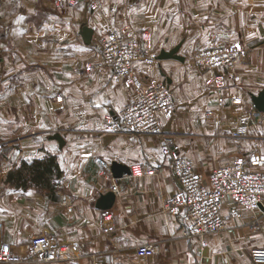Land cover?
I'll list each match as a JSON object with an SVG mask.
<instances>
[{
    "label": "crops",
    "instance_id": "crops-1",
    "mask_svg": "<svg viewBox=\"0 0 264 264\" xmlns=\"http://www.w3.org/2000/svg\"><path fill=\"white\" fill-rule=\"evenodd\" d=\"M91 3L79 0L58 10L51 0H0V240L23 252L31 235L52 233L79 247L82 264H255L251 249L264 245V210L250 212L225 200L224 229L208 235L204 246L187 238L181 215L163 209L177 181L161 153L160 136L107 130L110 116L134 101L135 92L109 67L87 72L84 64L99 57L98 39L111 27H149L154 52L180 43L177 53L184 57L135 64L141 77L169 85L175 112L162 130L182 154L198 171L250 152L264 154L263 113L251 97L264 89V0H94L96 8ZM82 24L92 28L89 43L80 34ZM228 42L248 47L249 56L232 71L237 81L227 77L223 87L214 88L206 83L210 71L194 64L193 52ZM252 111L258 115L249 118L248 131L232 136ZM48 154L60 177L26 187L8 181L7 173L23 160ZM96 157L109 167L113 161L146 162L158 173L105 176ZM108 191L114 193L108 209L115 229L103 234L96 200ZM252 216L256 228L249 224ZM144 243L154 244L152 255L136 254Z\"/></svg>",
    "mask_w": 264,
    "mask_h": 264
},
{
    "label": "built area",
    "instance_id": "built-area-1",
    "mask_svg": "<svg viewBox=\"0 0 264 264\" xmlns=\"http://www.w3.org/2000/svg\"><path fill=\"white\" fill-rule=\"evenodd\" d=\"M52 1L58 10H62L75 5L79 0ZM91 2L94 3V0ZM98 44L99 58L87 63L86 69L94 71L103 66L109 67L124 87L132 89L137 96L134 101L127 102L115 110L109 118L107 130L113 133H127L130 136H160L161 153L168 159L177 181V188L164 198L163 209L181 215L186 228L185 236L196 238L200 246H204L208 235L224 229L226 218L222 207L225 200L250 212L264 210V154L250 152L232 157L213 168L205 179L192 161L182 154L172 138L163 132L164 122L171 119L175 112L170 87L157 78L141 77L135 66L137 62L158 61L157 53L150 50L149 38L145 35L137 36L128 25L123 24L100 35ZM248 56V47L239 42H228L196 49L192 59L198 68L210 71L206 83L214 88H221L225 85L227 77H231L233 81L238 80V76L232 71ZM256 115L258 112L252 111L249 117L241 119L231 131V135L236 137L245 134L250 125L249 118ZM259 121H264V114L260 115ZM95 160L103 166L105 176L111 175L106 162L100 157ZM128 169L129 177L158 173L157 166L146 162L131 164ZM113 186L115 187V184ZM60 199V203L65 207L72 206L70 199ZM99 223L103 234L114 231L113 214L108 208L99 210ZM249 224L256 228L257 217H250ZM135 252L139 256H150L155 252V247L152 243L139 244L135 247ZM79 253L77 245L61 242L54 234L48 232L31 235L24 244L23 252H17L9 242L0 240V264H82ZM251 256L255 264H264V245L253 247Z\"/></svg>",
    "mask_w": 264,
    "mask_h": 264
},
{
    "label": "water",
    "instance_id": "water-1",
    "mask_svg": "<svg viewBox=\"0 0 264 264\" xmlns=\"http://www.w3.org/2000/svg\"><path fill=\"white\" fill-rule=\"evenodd\" d=\"M80 34L85 43H89L92 35V28L88 27L85 24H82L80 27ZM180 43L176 44L170 50H160L157 54V59L164 58H173L182 61L184 57L177 53L179 49ZM252 101L260 112L264 114V89L260 90L257 94L251 95ZM52 138H55L60 145L64 144V139L59 133H54L51 135ZM110 171L114 177H119L122 173H128V166L120 164L116 161H113L110 164ZM114 201V193L112 191H108L106 193L100 194L96 200V206L100 209L110 208Z\"/></svg>",
    "mask_w": 264,
    "mask_h": 264
},
{
    "label": "trees",
    "instance_id": "trees-1",
    "mask_svg": "<svg viewBox=\"0 0 264 264\" xmlns=\"http://www.w3.org/2000/svg\"><path fill=\"white\" fill-rule=\"evenodd\" d=\"M61 175L62 171L59 169L55 157L48 154L41 159L23 160L18 168L7 173V179L16 187H26L31 184L39 185L43 181L46 182Z\"/></svg>",
    "mask_w": 264,
    "mask_h": 264
},
{
    "label": "rangeland",
    "instance_id": "rangeland-1",
    "mask_svg": "<svg viewBox=\"0 0 264 264\" xmlns=\"http://www.w3.org/2000/svg\"><path fill=\"white\" fill-rule=\"evenodd\" d=\"M52 1V0H51ZM53 2V1H52ZM53 4V3H52ZM92 4V6H93V8L95 7V5L93 4V3H91ZM74 6V5H73ZM53 7L54 8H56L54 5H53ZM72 7V6H71ZM96 8V7H95ZM57 9V8H56ZM126 25H128L129 27H130V29L132 30V32L134 33V34H136L137 36H139V37H141L142 35H145L146 37H148L149 38V40H150V34H149V32H148V28L149 27H145V28H142V29H139V30H135V29H132V27H131V25L129 24V23H125ZM111 28H114V27H111ZM135 30V31H134ZM150 50L151 51H154L153 49H152V47H151V41H150ZM99 54V53H98ZM97 58H99V57H97ZM94 57H92L91 59H89L88 61H86V63L84 64V70L85 71H87V72H92V71H88L87 69H86V65H87V63H91L92 61H94ZM147 63V62H146ZM95 71V70H94ZM170 137L173 139L174 137H172L171 135H170ZM185 156V155H184ZM204 176H208L209 175V173L211 172V170L210 169H202V170H199Z\"/></svg>",
    "mask_w": 264,
    "mask_h": 264
}]
</instances>
